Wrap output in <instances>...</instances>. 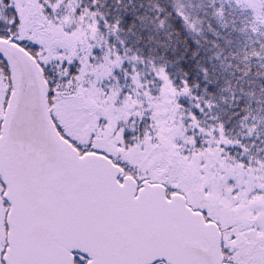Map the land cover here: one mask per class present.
<instances>
[{
	"label": "water",
	"instance_id": "water-1",
	"mask_svg": "<svg viewBox=\"0 0 264 264\" xmlns=\"http://www.w3.org/2000/svg\"><path fill=\"white\" fill-rule=\"evenodd\" d=\"M10 91L0 119L2 264H232L220 231L180 192L141 180L106 155L79 153L50 116L36 59L0 37ZM121 178V181L118 178Z\"/></svg>",
	"mask_w": 264,
	"mask_h": 264
},
{
	"label": "rangeland",
	"instance_id": "rangeland-1",
	"mask_svg": "<svg viewBox=\"0 0 264 264\" xmlns=\"http://www.w3.org/2000/svg\"><path fill=\"white\" fill-rule=\"evenodd\" d=\"M44 1L47 0L10 3L19 19L16 39L38 43L46 55L53 52L45 62L58 60L59 64L78 66L75 76L81 84L73 86L72 79L64 88H54L49 106L64 132L81 142L95 132L91 143L126 163L125 167L133 170L126 174L138 182L162 183L167 193L180 192L195 209L205 210L207 218L220 221L226 236L233 233L231 221L246 223L251 237L247 244L236 245L233 254L242 264H264V171L238 172L236 165L224 156L222 146L227 141L221 132L218 139L202 133L196 140L188 134L177 103L187 94L186 89L173 88L162 68L145 67L123 51L118 54L116 46L109 43L111 36L116 41L114 30L105 28L102 33L94 16L76 13L70 1L50 4L48 10ZM238 1L258 13L259 0ZM94 63H98L95 70L91 68ZM86 75L111 81L108 93L99 84L83 85ZM3 81L0 78V118ZM135 115H148L153 123L151 129L143 130L139 142L131 136L125 140V128L116 127L119 119L126 121ZM2 214L0 199V241Z\"/></svg>",
	"mask_w": 264,
	"mask_h": 264
},
{
	"label": "trees",
	"instance_id": "trees-1",
	"mask_svg": "<svg viewBox=\"0 0 264 264\" xmlns=\"http://www.w3.org/2000/svg\"><path fill=\"white\" fill-rule=\"evenodd\" d=\"M69 1L75 5L76 13L94 16L102 33L105 28L114 30L116 41L111 36L109 43L111 47L116 46L118 54L132 55L148 68H162L173 88L186 89L187 94L177 103L178 115L188 134L196 140H200L202 133L213 134L218 139L221 132L227 141L222 146L224 156L236 165L238 172L264 171V0H259L258 13L238 0H47L43 5L48 10L50 4L62 5ZM18 20L10 0H0V37L11 35L13 41L36 59L48 85L50 106L54 88L60 90L72 79L73 86L77 82L81 84L75 76L78 66L59 64L58 60L45 62L53 52L46 55L38 43L16 39ZM97 67L98 63L91 66L94 70ZM97 77L86 75L83 85L99 84L107 94L111 81ZM0 78L4 80V106L10 87L2 59ZM51 117L59 133L79 152L103 153L121 165L124 172H133L125 167L126 163L91 143L95 132L84 142L74 140L52 114ZM121 125L125 128V140L131 136L139 142L143 130L151 129L153 123L148 115H135L126 121L119 119L116 127ZM2 189L0 182V193ZM0 199L1 254L5 246L7 203L1 196Z\"/></svg>",
	"mask_w": 264,
	"mask_h": 264
},
{
	"label": "flooded vegetation",
	"instance_id": "flooded-vegetation-1",
	"mask_svg": "<svg viewBox=\"0 0 264 264\" xmlns=\"http://www.w3.org/2000/svg\"><path fill=\"white\" fill-rule=\"evenodd\" d=\"M119 181H121V178H118ZM138 183V182H137ZM186 203L193 209V210H197L195 209L192 205H190L186 199ZM202 213L203 219L205 221H213L217 224L218 229L220 231V248H221V253L223 256V261H226L228 263H232V264H242L241 262H237L236 260V256L235 254H233V250L236 249V245H244L248 243V239L251 237L250 236V232L249 229L246 230V223L241 224L240 221H231L230 223H232V225L234 226L233 229V233H231L229 236H226V234L224 233V231H222V225L220 223V221H217L215 219H210L207 218V216L205 215V210H199ZM228 224V223H226ZM244 230H245V234H244ZM237 238H240L239 241H237ZM237 241V242H236ZM236 243V244H234ZM90 261L89 258L81 256L79 254H73V262H88ZM153 264H163L161 261H157Z\"/></svg>",
	"mask_w": 264,
	"mask_h": 264
}]
</instances>
